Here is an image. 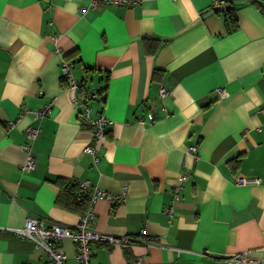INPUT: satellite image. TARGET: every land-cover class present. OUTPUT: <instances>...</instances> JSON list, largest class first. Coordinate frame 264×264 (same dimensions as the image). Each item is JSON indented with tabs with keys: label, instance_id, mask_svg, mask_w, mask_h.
Masks as SVG:
<instances>
[{
	"label": "crops",
	"instance_id": "1",
	"mask_svg": "<svg viewBox=\"0 0 264 264\" xmlns=\"http://www.w3.org/2000/svg\"><path fill=\"white\" fill-rule=\"evenodd\" d=\"M129 1L0 0V264L47 261L10 226L29 216L78 221L81 212L56 203L59 177L123 194L93 202L91 228L138 238L145 229L191 251L93 241L91 264H247L229 259L246 250L264 264V0H227L223 9L209 8L213 0ZM228 8L237 21L230 31ZM73 50V77L105 89L92 103V114L110 119L96 162L60 68ZM50 101L33 119L30 110ZM28 124L40 131L30 142L34 167L21 171ZM60 247L76 264L73 242Z\"/></svg>",
	"mask_w": 264,
	"mask_h": 264
},
{
	"label": "built area",
	"instance_id": "2",
	"mask_svg": "<svg viewBox=\"0 0 264 264\" xmlns=\"http://www.w3.org/2000/svg\"><path fill=\"white\" fill-rule=\"evenodd\" d=\"M227 0H213L210 7L215 9ZM102 2H113L117 4L135 3L129 0H89L90 6H95ZM57 34L50 35L53 42L57 40ZM73 58H63L60 64L61 72L68 79V87L73 91V104L76 108V119L81 125L88 126L91 131V141L84 147V151L90 153L93 160L96 162L99 158V148L101 142L106 134L110 119L103 113L102 110H97L92 114V103L103 102L105 98V89L102 91L98 88H91L85 83L75 79L72 75V68L74 65ZM39 94L42 91H38ZM159 94L164 97L168 91L160 86ZM224 96V93H221ZM52 101L30 110L33 119H39L45 116L51 108ZM149 121L153 120L152 114L148 113ZM40 128L35 125L28 124L25 126L24 133L26 141L22 147L26 153L25 159L20 166L21 171H26L34 167V156L31 152L30 142L33 141L39 134ZM187 152L197 156L195 145H189ZM186 173H182L179 181L172 189L171 201L165 205L167 213H171L173 204L180 198V190L182 187L181 181L187 178ZM80 191H88L89 199L86 209L79 215L78 221L73 225H65L56 221H50L40 216H29L25 219L21 226H10L16 235L22 238H28L33 242L35 248L40 249L47 257V261L40 264H67V255L60 247V242L63 238H69L74 245L73 257L76 264H91V248L90 245L93 241H105L108 243H121L128 245L130 243H137L146 247L150 246H167L172 249L176 254L191 252L189 249L175 246L164 245L159 241L149 239L146 235V230L142 229L140 233L141 238L132 237L130 235L115 236L107 234L91 228V222L94 217L93 202L97 198H108L114 203L123 200V194H114L106 191L96 185H92L88 180L77 181ZM203 257H212L207 250H201L195 253ZM229 259L237 262L247 264H263L260 257L253 255L249 250L233 253ZM27 264V263H22ZM135 264H149L143 257H137Z\"/></svg>",
	"mask_w": 264,
	"mask_h": 264
},
{
	"label": "trees",
	"instance_id": "3",
	"mask_svg": "<svg viewBox=\"0 0 264 264\" xmlns=\"http://www.w3.org/2000/svg\"><path fill=\"white\" fill-rule=\"evenodd\" d=\"M254 3H256L255 0H254ZM260 8L264 12L263 7H260ZM225 12L227 14V16L225 17V21L227 23L226 24V30L227 31L233 30L234 28L237 27V21H236L235 13L230 8L225 10ZM145 50L149 53H153L155 51L154 48L152 50H150L149 48H146V47H145ZM74 51L75 50L65 54L64 58L74 57L75 56ZM62 79H64V78H62ZM102 89H104V87ZM102 89H100V90L102 91ZM55 183L59 187V193L56 197V203L59 206L64 207L66 209L76 210V211H79L81 213L86 209L88 199H89V193L86 190H84V191L82 190L79 192L80 188L78 186L77 181L67 179V178H63V177H59L58 179H56Z\"/></svg>",
	"mask_w": 264,
	"mask_h": 264
},
{
	"label": "water",
	"instance_id": "4",
	"mask_svg": "<svg viewBox=\"0 0 264 264\" xmlns=\"http://www.w3.org/2000/svg\"><path fill=\"white\" fill-rule=\"evenodd\" d=\"M228 6H229V3L222 4L221 9L226 8V7H228Z\"/></svg>",
	"mask_w": 264,
	"mask_h": 264
}]
</instances>
